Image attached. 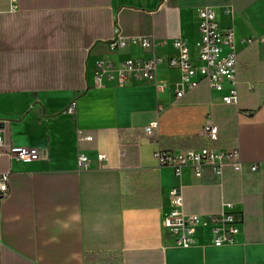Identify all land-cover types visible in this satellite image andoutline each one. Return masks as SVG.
Listing matches in <instances>:
<instances>
[{"label":"crops","instance_id":"0c3cea01","mask_svg":"<svg viewBox=\"0 0 264 264\" xmlns=\"http://www.w3.org/2000/svg\"><path fill=\"white\" fill-rule=\"evenodd\" d=\"M200 8L234 32L238 107L205 83L176 99L182 77L166 65L154 84L95 86L98 61L169 58L174 40L195 57ZM117 33L154 47L111 52L106 42ZM207 124L218 127L216 142ZM0 130L6 145L43 153L30 163L0 159V173L11 170L0 197V264H264V0H0ZM78 131L92 141L79 142ZM205 145L237 148L243 172L219 178L204 169L195 178L185 169L177 178L153 157ZM79 154L88 170H78ZM176 186L188 215L232 203L242 217L235 243L214 247L200 226L192 247H176L162 225Z\"/></svg>","mask_w":264,"mask_h":264},{"label":"built area","instance_id":"2783aa9c","mask_svg":"<svg viewBox=\"0 0 264 264\" xmlns=\"http://www.w3.org/2000/svg\"><path fill=\"white\" fill-rule=\"evenodd\" d=\"M198 20V39L195 44L196 56L185 42L174 40L172 47L175 55L169 58L152 55L148 59H129L117 66L111 61H98L95 66L94 80L98 88L111 84L114 87H125L134 83L154 84L157 69L166 65L170 70L181 74V88L176 91V99H180L186 92L195 90L205 83L211 92L221 94V103L224 106L238 107L239 95V68L238 55L235 50V37L232 29L221 28L216 20L215 13L208 8L196 10ZM109 51H119L131 47H139L147 51L154 47V42L148 38L126 39L116 36L106 42ZM75 103H71L65 113L72 114ZM157 122L150 123L144 129L146 137H152ZM204 135L209 142L218 140V127L207 124ZM79 142H91V136H83L77 132ZM153 157L160 167H168L175 177L180 178L185 169H189L195 178H201L204 169H210L219 178L225 170L234 174H241L244 164L240 160L237 148L220 150L210 145L199 148L167 151L157 149ZM43 158V153L36 148L8 146L5 144L0 130V159L11 163H30ZM106 156L99 154L97 162L100 165L106 162ZM78 170H88L90 161L79 154L77 158ZM257 166L249 167L250 173H256ZM11 170L0 173V197L4 198L9 192V178ZM234 205L223 200L221 212L203 218L199 215L184 213V198L180 186L172 187L169 191V211L163 216V229L169 233L174 245L188 249L193 246L194 237L200 226L210 229L212 245L214 247L231 246L242 224V217L233 209Z\"/></svg>","mask_w":264,"mask_h":264}]
</instances>
